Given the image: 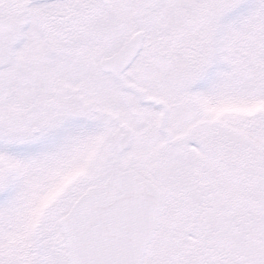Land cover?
<instances>
[{"label": "snow or ice", "instance_id": "obj_1", "mask_svg": "<svg viewBox=\"0 0 264 264\" xmlns=\"http://www.w3.org/2000/svg\"><path fill=\"white\" fill-rule=\"evenodd\" d=\"M0 264H264V0H0Z\"/></svg>", "mask_w": 264, "mask_h": 264}]
</instances>
